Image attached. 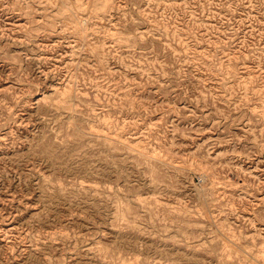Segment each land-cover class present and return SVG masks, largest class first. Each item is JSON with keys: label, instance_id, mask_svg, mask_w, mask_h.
Listing matches in <instances>:
<instances>
[{"label": "rangeland", "instance_id": "374dc122", "mask_svg": "<svg viewBox=\"0 0 264 264\" xmlns=\"http://www.w3.org/2000/svg\"><path fill=\"white\" fill-rule=\"evenodd\" d=\"M0 264H264V0H0Z\"/></svg>", "mask_w": 264, "mask_h": 264}, {"label": "built area", "instance_id": "2783aa9c", "mask_svg": "<svg viewBox=\"0 0 264 264\" xmlns=\"http://www.w3.org/2000/svg\"><path fill=\"white\" fill-rule=\"evenodd\" d=\"M235 178H236V180H234V179H227V183L228 184H232V182L238 181V184H239V182L241 181V178L238 175H236Z\"/></svg>", "mask_w": 264, "mask_h": 264}]
</instances>
